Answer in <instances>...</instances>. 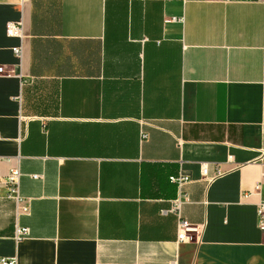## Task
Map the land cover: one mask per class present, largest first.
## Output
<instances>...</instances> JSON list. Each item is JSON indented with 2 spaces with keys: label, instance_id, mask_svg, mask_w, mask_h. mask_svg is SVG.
<instances>
[{
  "label": "crops",
  "instance_id": "1",
  "mask_svg": "<svg viewBox=\"0 0 264 264\" xmlns=\"http://www.w3.org/2000/svg\"><path fill=\"white\" fill-rule=\"evenodd\" d=\"M0 65V256L264 264V0H0Z\"/></svg>",
  "mask_w": 264,
  "mask_h": 264
},
{
  "label": "built area",
  "instance_id": "2",
  "mask_svg": "<svg viewBox=\"0 0 264 264\" xmlns=\"http://www.w3.org/2000/svg\"><path fill=\"white\" fill-rule=\"evenodd\" d=\"M21 22H8L6 25V32L9 36H21ZM16 56H21V47L13 48ZM0 74H7V70L3 65H0ZM201 174L205 173L204 164L200 167ZM264 176V170L262 172ZM19 177L20 170L18 167H13L9 170L6 178L0 179V186L5 184L8 188V197L12 198L15 203L17 214H28L30 212V205L28 200L19 194ZM170 183L176 187V196L169 200L168 211L175 216V234L177 242L190 241L195 238L201 230V225H194L189 223L181 216V205L187 201V194L181 190L182 185L189 182V177L183 173L169 175L167 177ZM259 184L253 186V190H258ZM251 192L243 193V196H248ZM256 224L264 238V198L260 199L256 206ZM29 229L25 226H15L13 238L16 242L27 237ZM0 264H17L14 256H0Z\"/></svg>",
  "mask_w": 264,
  "mask_h": 264
}]
</instances>
